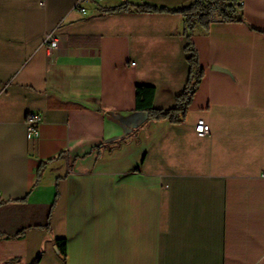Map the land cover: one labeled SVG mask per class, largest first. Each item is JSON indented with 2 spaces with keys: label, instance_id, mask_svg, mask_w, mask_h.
<instances>
[{
  "label": "crops",
  "instance_id": "1",
  "mask_svg": "<svg viewBox=\"0 0 264 264\" xmlns=\"http://www.w3.org/2000/svg\"><path fill=\"white\" fill-rule=\"evenodd\" d=\"M193 1L0 0V264H264V0L208 31L106 12ZM189 36L204 76L186 116L149 120L136 88L174 107Z\"/></svg>",
  "mask_w": 264,
  "mask_h": 264
},
{
  "label": "trees",
  "instance_id": "2",
  "mask_svg": "<svg viewBox=\"0 0 264 264\" xmlns=\"http://www.w3.org/2000/svg\"><path fill=\"white\" fill-rule=\"evenodd\" d=\"M240 5L237 0H194L188 7L177 10L161 8L150 4L129 7L127 5L108 9L107 13L135 11L138 13H175L182 15L189 28L199 25L208 31L209 26L215 21L242 22L239 17ZM189 54L188 62L191 66V74L184 91L177 96L176 104L168 110L155 109V87L140 85L136 88V109L145 112L149 120L168 119L172 123H180L186 116L195 92L204 76V70L198 61V53L189 36V45L186 48ZM57 248L63 256H66L65 240H57ZM66 258V257H64Z\"/></svg>",
  "mask_w": 264,
  "mask_h": 264
},
{
  "label": "built area",
  "instance_id": "3",
  "mask_svg": "<svg viewBox=\"0 0 264 264\" xmlns=\"http://www.w3.org/2000/svg\"><path fill=\"white\" fill-rule=\"evenodd\" d=\"M241 6L244 5V2L241 1L239 3ZM59 38L55 37V34L53 32L47 34L45 43L50 49H56L58 45ZM41 117L36 114H29L27 117V136L28 139H35L38 138L39 133V127H40ZM211 131L210 125L205 123V121L200 120L196 126V133L200 136H204L209 134Z\"/></svg>",
  "mask_w": 264,
  "mask_h": 264
}]
</instances>
